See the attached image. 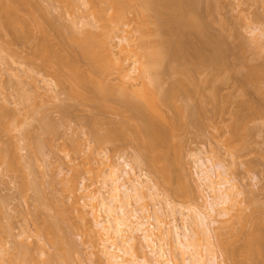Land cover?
I'll list each match as a JSON object with an SVG mask.
<instances>
[{"label":"rangeland","instance_id":"obj_1","mask_svg":"<svg viewBox=\"0 0 264 264\" xmlns=\"http://www.w3.org/2000/svg\"><path fill=\"white\" fill-rule=\"evenodd\" d=\"M89 1L35 2L42 5V9L46 8L47 18L58 26L71 27L76 22L78 33L86 29L99 33L98 17H108L113 10L108 1L101 0L108 4L103 2L102 9L97 7L102 4L99 0L97 4L91 1L95 9ZM162 1L170 4L173 0ZM182 4L186 10L193 8L194 13L189 12L185 17L196 16L199 30L180 25L184 18L178 17L173 9L165 10L162 20L153 13L156 22L152 23L153 16V20L142 16L140 2L129 0L128 10L131 11H127V18L110 38L115 53H120L119 37L122 36L126 41L128 37L125 43L131 45L133 51L140 47L144 37L145 42L141 44L147 43L151 48L145 47L147 51L155 49L152 46L157 47L159 41L168 39L173 53L177 47L184 48L183 54L164 62L165 67L160 70L163 71L162 89L180 81L185 91L193 92L192 95L179 94L174 104L171 101L172 105L161 103L154 108L151 102L148 105L138 96L142 82L147 83L149 79L138 71L139 74L132 75L134 79L139 77L138 80H131L129 86L126 83L124 88L128 90L122 91L133 95L150 119L162 126L169 127L168 123L177 122L170 132L168 146L160 150V154L143 147L146 138H142L139 131L140 139L136 136L143 123L122 105L119 91L123 85L119 74L114 72L105 78L114 91L105 102L98 100L93 90L85 92L83 99L75 100L71 95L73 83L58 85L53 78L55 70L46 69L45 72L42 61L33 57L35 44L47 42L37 29L34 36L29 29L26 31V26L17 28L22 37L16 40L0 28V149L3 148L7 155L6 162L0 161V264H109L101 252V240L96 234L99 230L89 214L90 208L86 207L90 204L85 199L89 193L86 196L82 192L84 185H92V189L102 187L103 177L99 175L107 170L106 162L122 165V170L127 162L136 168L137 176H143L145 185L157 186L159 196L154 197L155 200L148 197L146 201L152 212L156 209L164 213L160 220L166 225L162 230H171L174 225L183 228V215L194 216L188 210L197 205L203 209L207 207V193L199 179L200 161L206 162L212 172H227V177L239 187L242 195L237 202L240 206L233 208L228 219L216 220L217 216H213L218 221L214 227L219 235L215 231L212 239L218 263L234 264L227 256L231 251L239 253L238 258L243 260V248L249 235H264V0H182ZM143 19L152 22L147 25ZM7 33L11 37H7ZM53 37L54 43L74 57L79 71L85 77L91 76L87 60L74 56L77 46L71 35L64 39ZM128 48L130 51V46ZM140 48L134 53L143 54ZM129 51L122 54H130ZM139 53H136L138 59ZM125 57L130 56H122ZM137 57L128 59L126 68H132ZM64 74L69 75V70ZM252 75L255 76L251 78ZM94 80L103 79L95 77ZM90 85L92 88L93 84ZM177 109L183 116H179ZM6 111H10V116L2 115ZM121 124L127 130L123 135L118 134ZM109 132L117 133L116 141H105V144L97 140V134L105 136ZM159 155L162 159L166 156L167 162ZM157 158L163 162H158ZM164 163L172 165V178L166 179L161 172ZM169 203L171 205H167ZM172 209L174 218L170 216ZM101 216L105 219L104 214ZM51 223L54 232L48 231ZM151 223L158 227L155 221ZM196 223L194 226L198 228L190 227L200 232V224ZM44 225L50 228L46 230ZM140 235L136 233L138 251L152 262L154 256L145 248ZM173 245L176 257L168 254L165 247L168 260L183 264L180 251L175 243Z\"/></svg>","mask_w":264,"mask_h":264},{"label":"bare ground","instance_id":"obj_2","mask_svg":"<svg viewBox=\"0 0 264 264\" xmlns=\"http://www.w3.org/2000/svg\"><path fill=\"white\" fill-rule=\"evenodd\" d=\"M35 1L37 2V0ZM35 1L34 0H0V28L1 29L3 28L6 32L10 33V35H12L14 39L16 38V40L18 38L21 39L22 37L18 33L20 30H18L17 28L19 27L22 28V26H26L28 27L26 31H28L29 29V31L32 32L33 34L35 33V30L37 29L39 33L41 34V36H43V39L45 40L47 39V42L43 41L42 43L41 41V43L37 45L34 43L35 47L32 48L33 57H36V59L39 58L42 61L43 63L42 69L45 70V72H46V69L55 70L53 78L54 77L56 78L58 85H60V83L62 82L64 83V82H69V81L73 83L74 93H71V95L72 94L74 95L72 96L74 97L75 100L83 99L85 96L84 95L85 92L89 90H93L97 99L101 100V102H105V100H107V96L110 95L111 92L112 93L114 92L112 88L109 87L107 83L105 82V78L109 75H112L114 72L119 74L120 80L123 85L122 89L119 91L121 94L122 105H124L123 107L125 108V111H130L132 115H135L136 117H138L141 123H143L142 125H140V127L141 126L142 127L138 128L139 130H137V134H136L137 136L139 133H141L142 138H144L145 136L146 140L145 141L143 140L145 142L143 143L144 145L143 147H145L146 150L152 153L154 152L157 153V151L158 152L160 150L162 151L163 148L167 147L170 132L174 130L173 126H175L177 122L168 123L169 127H166V125L162 126L161 123L150 119L151 117H149V114L145 112L143 106H141L139 102L134 100V98L132 97L133 95L131 96V94H127V92L125 93L122 91L128 90L124 88V85L127 83V86H129L128 83L135 78V77L133 78L132 76L133 73L136 74V72L138 71L140 75H143V77H146V76L149 77V79L147 78L148 79L147 83H145L146 81L142 82V89L139 90L141 91V93L139 92L140 95L138 96L142 97L146 102H148L147 103L148 105H149V102H151L154 108L155 106H159L161 103L163 105L166 104V106H168V103H170L171 101L173 102V100L175 101V98L177 97L179 98L178 96L179 94L180 95L183 93H186L189 95L191 93L193 94V92H189L186 90L188 92L187 93L185 91L186 88L183 86L182 82L180 83V81L179 82L177 81V83L172 84L168 89H165V90L162 89L163 80L161 79L162 78L161 75L163 73L161 72L163 71H160V70L163 67H165L164 62L167 59H170V60L173 58L175 59L176 56H178L181 53L183 54L184 48L181 49V46L177 47V51L176 52L174 51L175 53H173L171 51L172 50L171 49L172 46L170 45L171 41L170 39H168V41L166 40L165 42H163L164 40H162L161 43L159 41V44L157 47L152 46L155 49L149 50L151 48L150 46L149 47L146 46L147 43L146 45H144L145 43H143L144 46L141 44L142 42H145L143 41L145 37L144 39L142 38L143 37L142 34L145 33L143 30V33L141 32L142 37H140V39L142 38V42L140 43V47L142 46L141 47L142 49L140 47H137L139 46V44L138 45L134 44L137 47V49L140 48V50L143 51V54L136 52L140 54V59H138L137 57L138 55L134 53L137 49L133 51L131 49V45H128V44H127L128 46L126 45L125 42L128 43V37H127V41H126V38H124L123 36L121 38L119 37V41L121 43L119 44L120 53H115L114 47L110 45L111 44L110 38H112L113 35H115L116 30L121 25V23L123 24L125 17L128 15V14L126 15V13L127 11H129L128 10L129 0H105L106 2L108 1V4H110V7L113 10V12L111 11L112 14L108 17H105V16L98 17V21H99L98 27L100 28L99 33L93 32L87 29L84 30L82 33H78L75 30V27L77 25L76 22L73 23L71 27L58 26L55 23V21H51V19L49 20V18H47L48 17L47 15L49 14L46 11V8L45 10L42 9L43 7L42 8L40 7L42 5L38 6L39 3L37 4ZM62 1L64 2L65 0H62ZM91 1L92 0H90L89 2L91 3ZM95 1H96V4L97 2L99 3V1L102 3L97 6L98 8L101 7L100 9H102V5H104V3L107 4L106 2L101 1V0L99 1L95 0ZM138 2H140V9H141L140 12L143 17H146V19L150 17V19L153 20V18L155 19L154 15H156L158 19L162 20L164 18L163 17L164 11L173 9L175 12H177L178 17L184 18L183 19L184 23H181L182 21L179 20L180 22H177L178 24L181 23L180 25H184V27L186 26L188 28H193V29L195 28L197 30L201 28L199 25L198 19L195 16L196 14L194 15L195 17L193 16H190L188 18L185 17L186 14H188L189 12L191 13L193 11V8H191L190 10L184 9L182 0H173L172 2L170 1L171 2L170 4L162 3L163 2L162 0H138ZM70 5L72 6L73 4L70 3ZM90 5H92L93 9L96 8V7L95 8L93 7L94 4L91 3ZM22 7H25V9L24 8L22 9ZM109 11L110 9L107 12ZM21 12L24 14L23 17L21 16L22 15ZM19 13L21 15H19ZM153 13L154 15H152ZM193 13L194 11L191 14ZM152 16L153 18H151ZM146 19H143V20H146ZM149 20H146L143 22L144 23L152 22V20L151 21ZM155 22H156V19L152 23H155ZM83 27L86 28L87 25L85 24ZM144 28H145V25H144ZM157 32L159 33V31ZM25 34H27V32ZM69 34L71 35L72 40L75 42L77 46L74 52L75 58L81 57L87 60V62L91 65L90 68L92 69L91 72L93 75L90 74L91 76L88 75L87 77H85L86 75L84 73L82 74L77 68V66L75 65L76 62L73 61L72 59L74 57L71 56V54L66 53L63 50L64 48L60 44L54 43V41H52L54 40L53 36H55V38H58V39H61V38L64 39ZM10 35L8 34L7 37H9ZM35 35L36 34H34V36ZM157 35L158 34L156 33V36ZM25 37L27 38V36ZM167 37H170V36L167 35ZM123 42H124V45H123ZM130 44H131V41H130ZM59 45L63 49L60 48ZM178 45H181V44H178ZM0 46L2 47V45ZM129 46L131 49L130 51L128 48ZM145 47L149 48L148 51ZM9 49H7V51H11ZM144 50L146 52H144ZM128 51L130 52V54L129 53L122 54ZM120 54H122V56L126 55L130 57L122 58ZM133 57L134 58L137 57L136 60L132 62L133 67L126 68L128 59L129 61H131L130 59H132ZM65 70H69L70 74L69 75L64 74ZM184 70L188 71L186 69ZM263 71H264V66H263ZM47 72L49 71L47 70ZM256 74L258 73L255 72V75ZM255 75H252L251 78H253V76ZM95 77L101 78L103 80L95 81L94 80ZM255 77L257 78V75ZM138 78L139 77H136V79L134 80H138ZM192 81L194 82V80ZM90 83L93 84L92 88H90L91 86ZM57 84H55V87ZM130 86H133V85H130ZM194 88H196V86H194ZM213 90H212V93L216 91V90L214 91ZM182 108L184 109V107ZM179 109L181 108L179 107ZM11 112L13 113V111ZM179 112L180 110H178V113ZM180 114L181 112L179 113V116ZM2 115L10 116V111H6ZM121 125L122 127L118 129L119 130L118 134L123 135V132L126 133L127 130H125L126 127L124 124H121ZM109 133L110 134L107 133V135L105 136H99V134H97L98 135L97 140L100 142L104 141V143L105 141L106 143L107 141H109V143L112 141L114 142L115 138L117 137V133L116 132L115 133L109 132ZM160 153L161 152H159V154ZM159 156L161 158L162 155H159ZM163 158L164 159L161 158V160H164V162H167V159H165L166 156H163ZM6 160H7V155L5 154L4 149L1 148L0 149V161L6 162ZM158 160L159 158H157V161ZM161 160L158 162H161ZM207 162L209 163L211 162L212 164V160L208 159ZM199 163H200L199 168L201 170L199 179H200V182L202 183L203 189L206 190V193H207V195L205 196L206 197L205 199L207 200L206 202L207 207L203 209L202 206L197 205L192 210H188L194 216L191 217L189 215H183V219H182L183 228L178 227V225H174L171 230L169 229L166 230L165 228H163L165 230H162V226L164 227L166 225L164 221L163 222L165 225L160 220L161 216H163L164 213L162 212V210H156V209H155V212L154 211L152 212V210L149 207V204H147L148 197H150V199H154V197L156 198V196H159L157 186L149 187L147 186L148 184L145 185V182H143L142 180L143 176L142 175L137 176L135 172L136 168H133L132 165H130L127 162H125V165H123V168H124L123 170L121 169L122 165L116 166V165H112L106 162L105 168L107 167V170H105V172L103 173L100 172L102 175L101 174L99 175L100 177L101 176L103 177L101 178L102 183H100L102 184V187L98 189H92V185L83 186L82 192L84 191L85 195L86 193H89L88 198L86 197L85 199L88 200V204L90 201V204L89 205L86 204V207L88 206V208H90L89 214L93 216V219L95 221V226L99 230L96 232V234L99 236L97 237L101 240L100 245L103 249L101 252L104 254V256L107 257L106 259L108 260L109 264H173L174 262L172 260H168L169 259L168 254L170 255L172 254L171 255L172 257L173 255L175 256V252L173 251V249L175 250V247L173 245L174 243L176 245V248H178L177 251H180L181 253L182 260L184 261V263L186 262V264L187 263L221 264L217 262L218 257L216 256L217 254H215L216 250L214 251L215 249L213 245L214 243H212V239L214 237L213 234L215 235L214 232L215 231L216 233L218 232L217 228H215L214 225L218 224V221L216 220L218 219L220 220V218L224 219V218L229 217L231 212L237 209V205H238L237 202L240 201L238 200V198L242 195V193L239 190V187L236 184H233L231 182L232 180H230L227 177L228 176L227 172H226L227 174L220 172L221 170L212 172L209 170V167H207L206 162L202 160ZM164 166L161 172L163 173L165 177H167L166 179L172 178V171H173L172 165H168V164L165 165L164 163ZM134 204L137 205L138 207L137 206L135 207ZM167 205H171V203ZM238 206H240V203ZM234 207L236 208L233 209ZM171 212L172 213L170 214V216L172 217L175 216L173 209L171 210ZM236 213L237 212H235V215ZM101 214L105 215V219H103ZM158 214L159 215L161 214V215L159 216ZM214 215L217 216V219L216 217H213ZM59 218L61 217L59 216ZM152 221L153 222L155 221L158 224L157 228H156L157 225L154 226L151 223ZM196 221H198V223L200 224L201 231L197 232V230L193 228L196 231V233H194L193 229L190 226H194V225L197 226ZM222 223H223V220H222ZM52 225L53 224L51 223V230L49 229L50 227H48V225H44V226L48 227V228L46 227V230L49 229L48 231L54 232L55 229H53L54 226L52 227ZM212 225H213V228H212ZM195 228H198V227H195ZM136 233L141 234L140 235V238L142 239L141 242L145 244L146 246L145 248L149 249L150 253L154 256V260L152 262L147 257V255L141 254L138 251L137 244H136V241H137ZM249 233L247 235H249ZM255 233H257V231ZM246 242L247 243L245 244V247L243 246L244 247L243 252L245 251V253H243L245 255L242 254L244 256L243 260L242 259L240 260V258H238L240 254L235 251L227 252L228 254L227 256H229V258L232 261H234V264H264V235L250 234L249 239L248 241L246 240ZM158 244L161 245L160 248L158 247L159 246ZM107 245H109V247ZM162 247H164V249ZM165 247L168 248L167 249L168 251L165 250L166 249ZM222 249H223V246H222ZM166 251L168 252V254ZM125 257H128V258L130 257V259H125ZM258 259H260V262L258 261Z\"/></svg>","mask_w":264,"mask_h":264}]
</instances>
